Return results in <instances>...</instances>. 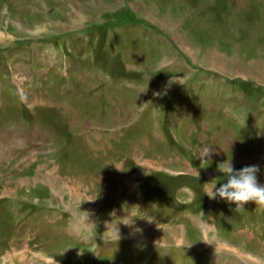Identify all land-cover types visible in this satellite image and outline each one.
Wrapping results in <instances>:
<instances>
[{"label":"rangeland","instance_id":"374dc122","mask_svg":"<svg viewBox=\"0 0 264 264\" xmlns=\"http://www.w3.org/2000/svg\"><path fill=\"white\" fill-rule=\"evenodd\" d=\"M0 66V264H264V207L207 194L264 185V0H0Z\"/></svg>","mask_w":264,"mask_h":264},{"label":"clouds","instance_id":"9594fccd","mask_svg":"<svg viewBox=\"0 0 264 264\" xmlns=\"http://www.w3.org/2000/svg\"><path fill=\"white\" fill-rule=\"evenodd\" d=\"M211 149L206 147L202 155L198 156L201 160H207L211 154ZM218 170L223 173L226 182L222 183L218 188L216 183L212 184L207 192L210 198L219 196L229 202L235 203L237 208L249 202H255L256 205L264 207V185L257 180V172L259 168L255 165L245 166L236 170L230 159H226L220 163ZM215 189V191H213ZM117 239L119 238L116 232Z\"/></svg>","mask_w":264,"mask_h":264}]
</instances>
